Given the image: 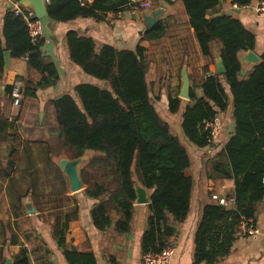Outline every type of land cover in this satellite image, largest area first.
I'll use <instances>...</instances> for the list:
<instances>
[{
    "label": "trees",
    "instance_id": "trees-1",
    "mask_svg": "<svg viewBox=\"0 0 264 264\" xmlns=\"http://www.w3.org/2000/svg\"><path fill=\"white\" fill-rule=\"evenodd\" d=\"M172 5V0H154ZM253 0H235L239 7ZM204 58H212L219 46L225 72L217 75L204 71L201 95L190 90L185 104L179 94H168V111L182 114L181 130L188 142L199 149L214 147L203 123L232 106L234 130L223 148L207 160L206 178L232 182L233 191L226 197L234 206L217 204L213 199L204 205L196 232L195 264H217L232 252L242 219H253L264 202V52L261 63L254 66L246 79L241 77L240 53L254 51L256 36L241 21L228 15L212 16L221 0H182ZM132 0H49L47 10L54 22L67 23L78 18L103 20L110 12L129 9ZM169 24L160 19L146 28L140 43H155L167 35ZM65 41L71 61L87 75L105 82L103 86L82 83L75 87L77 100L64 94L51 101L59 127V148L70 158L91 153L83 166L81 178L85 196L96 201L91 210L94 226L106 231L111 226L120 234L131 231L135 184L152 190L148 204L147 226L142 236L143 254L161 252L176 235V225L183 223L190 211L194 178L186 174L192 166L187 144L172 131V126L156 109L159 96L151 97L147 81L149 62L146 48L117 50L104 45L99 50L91 38L69 31ZM45 39L33 42L25 22L7 12L0 31V81L5 66V52L12 59H25L41 75L37 85L16 76L6 86V97L16 79L24 82L22 101L36 90L55 87L60 79L55 63L42 50ZM228 87L231 98L226 91ZM36 89V90H35ZM22 101L20 103H22ZM13 124V123H11ZM7 120H0V137L6 138ZM189 145V144H188ZM12 153L14 148L11 149ZM136 177V180L134 178ZM55 214L53 236L68 264H97L90 251L70 246L66 234L78 219V208ZM16 264H30L26 249L16 257Z\"/></svg>",
    "mask_w": 264,
    "mask_h": 264
},
{
    "label": "crops",
    "instance_id": "crops-1",
    "mask_svg": "<svg viewBox=\"0 0 264 264\" xmlns=\"http://www.w3.org/2000/svg\"><path fill=\"white\" fill-rule=\"evenodd\" d=\"M82 1L87 4L94 2ZM172 1V5L164 3L165 12L162 18L169 24L168 31L175 30L178 34L182 32V70L185 68L187 71L190 90L197 88V93L201 95V82L206 76L205 66H209V73H216L218 57L221 56L216 50L213 52V59L202 56L194 31L187 22L188 17L182 0ZM262 1L264 0H253L251 5L239 8L235 0H221L217 9L211 12L212 16H231L254 33L256 48L253 52L259 57L264 52V16L257 13L256 7ZM15 4L19 3L15 0H0L1 32L4 17ZM146 28L144 18L129 9L118 14L110 12L103 20L91 17L78 18L67 23L53 21L50 25L51 40L44 37L42 50L57 66L59 82L55 87L45 90L35 89L36 97L27 95L21 105H15L8 99L4 88L16 76L37 85L41 75L31 69L25 59L10 57L8 72L0 81V120L8 122L6 138L0 137V264H7L8 261L16 264L15 259L22 249L27 250L30 264H68L53 236V223L59 204L63 206L61 212L65 213L78 208V219L70 224L66 234L70 246L79 251H91L97 264H142L141 241L147 226L148 204L138 205L135 202L131 231L127 234L118 233L114 225L106 231H100L94 226L91 210L96 201L87 198L84 189L72 193L68 180L59 168L60 160L70 158L60 150L59 134H54L52 130V123H56V119L51 101L64 94H71L77 100L74 89L82 83L105 85V82L87 75L71 61L65 41L67 32L76 31L82 37L93 39L98 50L104 45H110L117 50H135L141 44L147 49L150 70L149 59L152 56H160L162 60L167 56V50L162 49L163 44H160L166 36L155 43H140ZM246 54L240 53V56ZM197 55L199 63L196 68L202 75L200 82L192 76L191 64L196 62L194 58ZM168 61L167 59L161 62L160 67L163 66L155 84L150 80V71L147 74L150 89L156 90V97L159 96V101L155 102L156 109L160 111L158 107L161 106L164 112L168 109V94H177L171 92L167 88L168 84L164 82L169 74L164 66ZM253 67L251 64H242L241 77L246 79ZM225 87L231 98L228 87ZM178 94L180 95V89ZM219 115L222 118V129L214 141V147L210 148L212 151L216 149V153L223 148L234 130L232 106L226 113ZM170 117V125H178L179 130L182 114ZM179 137L181 138L182 134ZM189 145L199 152L209 149ZM13 148L14 152L11 154ZM85 155L92 156L88 152ZM200 165L193 172L192 166L186 171L187 175L194 178L195 185L189 214L183 223L176 225L177 233L169 239L176 246L171 264H195L196 232L204 205L213 202L214 195L227 196L234 188L232 182L207 179V170H204V179H200L197 173ZM145 190L150 197L152 190ZM256 225L259 234L247 237L238 233L230 255L217 264H264V202L258 208Z\"/></svg>",
    "mask_w": 264,
    "mask_h": 264
},
{
    "label": "built area",
    "instance_id": "built-area-1",
    "mask_svg": "<svg viewBox=\"0 0 264 264\" xmlns=\"http://www.w3.org/2000/svg\"><path fill=\"white\" fill-rule=\"evenodd\" d=\"M47 4L49 0H44ZM159 8V2L154 0H132V5L129 10L132 13L153 11ZM256 11L258 14L264 16V1L260 2ZM8 12L12 13L15 17H20L26 24L27 31L32 38L33 42H38L44 39V33L40 21L32 9L24 8L19 4H15ZM24 82L21 79H16L13 84L11 92L12 100L15 105H20L22 101V92ZM204 131L208 132L215 141L222 129V118L217 114L214 118L203 123ZM212 199L223 206H234L235 199L233 197L227 198L226 196L214 195ZM238 232L240 235L247 237H254L259 234V229L256 221L253 219H242L239 224ZM174 242H168L167 246L161 252H148L142 256V264H171L172 258L175 253Z\"/></svg>",
    "mask_w": 264,
    "mask_h": 264
},
{
    "label": "water",
    "instance_id": "water-1",
    "mask_svg": "<svg viewBox=\"0 0 264 264\" xmlns=\"http://www.w3.org/2000/svg\"><path fill=\"white\" fill-rule=\"evenodd\" d=\"M24 8L32 9L36 15V18L40 21L44 36L46 39L51 40L52 32L50 30V25L53 20L50 18L47 4L44 0H15ZM165 12L164 2H159V8L153 11H145L143 18L148 28H151L155 23L162 19ZM244 56H240L241 64H251L256 66L261 63V58L255 54L253 51L246 52ZM11 53L9 51L5 52V66L3 77L8 72L10 63ZM225 72V67L221 57H218L216 74L221 75ZM106 85V84H105ZM5 89V88H4ZM179 97L181 99L190 100V81L185 68L182 70V88L180 90ZM88 155H83L76 159H66L63 158L59 162V168L68 180L70 184V191L72 193H78L85 189V184L81 178V170L86 163ZM135 190L137 194L136 204L144 205L150 203V197L148 196L145 188H143L138 182L135 184ZM7 264H13L8 261Z\"/></svg>",
    "mask_w": 264,
    "mask_h": 264
},
{
    "label": "rangeland",
    "instance_id": "rangeland-1",
    "mask_svg": "<svg viewBox=\"0 0 264 264\" xmlns=\"http://www.w3.org/2000/svg\"><path fill=\"white\" fill-rule=\"evenodd\" d=\"M145 12H137V14L140 16V18H143V15H144ZM182 31V29H181ZM177 31L175 30H169L164 41H162V43L160 44H163L162 45V49H165L167 50V55L165 59L162 60V58L159 56L158 58L155 57V56H152L149 61L151 63V66H150V72H149V77H150V80H152V82H156V80L158 79V73L160 72L161 70V67L163 65H161L160 67V64L162 61H165V60H169L168 62H166V64L164 66L166 71H168V75H167V80L164 79V82L165 84H168V89L171 90V92L173 93H178L179 92V89L181 90L182 88V32L181 33H176ZM214 49L216 51H219V47H214ZM191 50L193 51L194 50V46L191 48ZM162 53V52H161ZM195 53V52H193ZM163 55V54H162ZM170 55V56H169ZM165 57V56H164ZM192 60V59H191ZM194 60L196 62H193L194 64H191L193 66L192 68V73L195 78V80L198 79V82H200V73H199V69L196 68V64L199 63V57L197 55V57L194 58ZM204 65H205V62H204ZM203 65V66H204ZM195 68V69H194ZM203 69V67H202ZM155 80V81H154ZM191 88V86H190ZM156 96V90H151V97L152 98H155ZM185 104H187V100L183 99ZM13 101V100H12ZM14 103V101H13ZM21 105V103H20ZM158 109L160 110V115L166 120V118L168 119L167 121L169 122L170 121V116L171 114L169 113L168 109H166V111L164 112L163 108L160 106L158 107ZM172 123V122H171ZM172 131L173 133H175L177 136H180L182 134V141L184 142V144H187V148H188V151H189V154H190V157H191V161H192V172L193 170L195 171L197 168H199V165L201 166V168L199 169V171H197V173L199 174L200 176V179H204V170H207V158H210L212 156V154L216 153V149L214 151H212V149H208V150H204L202 152H199L197 149H193V147H190V145L188 144H191L190 142H188L186 140V138L184 137L183 133H182V130L181 128H179L178 130V125H175L174 123H172ZM52 130L54 132V134H59V127L57 125V123H52ZM192 146H194L193 144H191ZM218 146V145H216ZM211 154V155H210ZM213 154V155H214ZM67 157L70 158V154L66 155ZM88 159H86V163L84 164V166L87 164V162L91 159L92 156H87ZM72 159V158H70ZM135 180H136V177L134 176ZM137 183V182H136Z\"/></svg>",
    "mask_w": 264,
    "mask_h": 264
}]
</instances>
